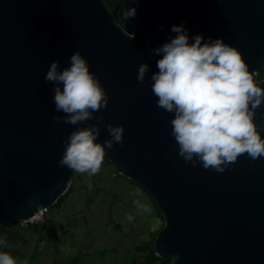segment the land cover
I'll use <instances>...</instances> for the list:
<instances>
[{"label":"water","instance_id":"1","mask_svg":"<svg viewBox=\"0 0 264 264\" xmlns=\"http://www.w3.org/2000/svg\"><path fill=\"white\" fill-rule=\"evenodd\" d=\"M126 32L103 0H0V227L11 230L63 196L74 172L58 161L78 125L54 123V87L45 76L53 61L70 67L77 51L99 79L108 104L98 143L111 139L107 125H123V145L105 160L145 190L163 216L153 249L171 264H264V156L247 153L224 172L193 166L178 155L173 113L157 106L150 77L161 55L154 49L183 24L189 43L200 34L236 47L256 72L264 67V0H119ZM126 15V14H125ZM147 63L143 83L138 68ZM62 87V85H61ZM254 123L264 139V102Z\"/></svg>","mask_w":264,"mask_h":264},{"label":"clouds","instance_id":"2","mask_svg":"<svg viewBox=\"0 0 264 264\" xmlns=\"http://www.w3.org/2000/svg\"><path fill=\"white\" fill-rule=\"evenodd\" d=\"M139 4L141 0H128ZM127 19L137 15V7L125 10ZM174 37L154 49L162 54L151 75L152 92L157 106L173 113L171 135L179 146L178 155L193 166L202 163L204 169L224 172L238 157L247 153L252 160L264 156V139L254 123L256 109L264 102V88L254 80L242 54L221 38L195 35L189 43L188 30L183 24L173 25ZM59 61H53L45 80L54 87L56 112L54 123L78 125L95 119L96 123L78 127L64 141L65 150L58 161L61 168L74 173H98L106 157L105 147L123 145V125H107L111 139L98 143L102 117L93 113L108 104V96L96 75L89 71V63L79 51L70 57V67L58 71ZM149 71L147 63L138 68L137 80L144 82ZM62 85V87H61ZM149 211L147 206H142ZM45 208L29 219H39ZM0 247L7 248L0 239ZM0 264H17L8 252L0 251Z\"/></svg>","mask_w":264,"mask_h":264},{"label":"rangeland","instance_id":"3","mask_svg":"<svg viewBox=\"0 0 264 264\" xmlns=\"http://www.w3.org/2000/svg\"><path fill=\"white\" fill-rule=\"evenodd\" d=\"M69 188L58 208L45 211L32 224L14 227L20 240L10 241L0 251L11 254L17 264H25L44 218H51L55 227L42 233L35 264H66L74 259L77 264H140L137 247L150 243L164 225L148 193L106 160L95 175L74 173ZM6 236L0 234V239L6 241Z\"/></svg>","mask_w":264,"mask_h":264},{"label":"trees","instance_id":"4","mask_svg":"<svg viewBox=\"0 0 264 264\" xmlns=\"http://www.w3.org/2000/svg\"><path fill=\"white\" fill-rule=\"evenodd\" d=\"M103 1L105 2L106 6L108 7L110 12L112 13L113 17L115 18V21L126 32H129V28L126 24V15L122 9V6H121L119 0H103ZM262 79H264V70H262L261 73L257 77V80H262ZM68 191H70V188H69V190H67V192L63 196L58 198L57 202L54 205L50 206L46 212L58 208L61 205V203L64 201V199L66 198ZM163 226H162V228H163ZM54 227H55V222L53 219L44 218L43 223L40 226V235H39V237L35 243V248H34L33 252L31 253V255L29 256V258L27 259L25 264H35L36 259L38 258L39 254H40V252L38 251V247H40L41 241L43 239L42 233L45 231H48L49 229H54ZM160 230L156 231L153 234L150 243H143L141 246L137 247V250L139 252L138 257L140 259H142L140 264H171V259H162V258L157 257L155 255V252L153 249L154 240H155V238H156V236ZM0 234H6L7 235L6 236L7 244H9L10 241L16 242V241L20 240V236L15 229L6 230L3 227H0ZM77 262H78L77 259H74L72 261H67L66 264H77Z\"/></svg>","mask_w":264,"mask_h":264},{"label":"built area","instance_id":"5","mask_svg":"<svg viewBox=\"0 0 264 264\" xmlns=\"http://www.w3.org/2000/svg\"><path fill=\"white\" fill-rule=\"evenodd\" d=\"M45 211H43V213H44ZM42 213V214H43ZM37 221V219H29V220H27V221H23V222H21L20 224H32V223H34V222H36Z\"/></svg>","mask_w":264,"mask_h":264}]
</instances>
